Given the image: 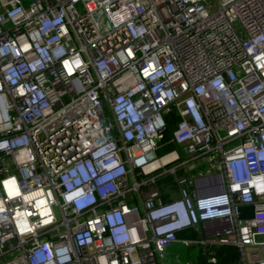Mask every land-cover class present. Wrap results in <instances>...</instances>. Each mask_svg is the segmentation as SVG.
I'll return each instance as SVG.
<instances>
[{"label":"built area","instance_id":"2783aa9c","mask_svg":"<svg viewBox=\"0 0 264 264\" xmlns=\"http://www.w3.org/2000/svg\"><path fill=\"white\" fill-rule=\"evenodd\" d=\"M178 244L264 264V0H0V264Z\"/></svg>","mask_w":264,"mask_h":264},{"label":"rangeland","instance_id":"374dc122","mask_svg":"<svg viewBox=\"0 0 264 264\" xmlns=\"http://www.w3.org/2000/svg\"><path fill=\"white\" fill-rule=\"evenodd\" d=\"M166 120L167 121L172 120L175 124L177 122V119L175 117H173V115L166 116ZM162 153H164V152H160V154H162ZM197 166L198 167L195 170H193L189 173H187L185 169L180 170L178 172V177H183V176L197 177L198 176V178L200 177L198 185L204 184L206 182V180L212 179V178L221 181V178L218 174L215 175V174H213V172H211V175H209V173L207 171V169H208L207 165L199 166V164L197 163ZM173 183H175L174 178L172 176H168V177L163 178L159 182V185L162 188L163 185H172ZM224 183L226 186L228 185L226 180H224ZM174 196H177V192L174 193ZM164 200L166 201L167 199H164ZM221 227L215 229V232L219 231V230L220 231L224 230V226H221ZM208 233L211 234V232H208ZM179 237L184 238V239L199 240V233H195L193 231H187V232L179 234ZM168 253H169V255H168V258L166 261L170 260V261H172V264H177L174 261L176 259V257L179 258L180 264H186L187 262H189L191 264H200L201 249L198 247L187 248L181 244H178L174 248H172ZM248 264H251V263H248Z\"/></svg>","mask_w":264,"mask_h":264},{"label":"trees","instance_id":"16d2710c","mask_svg":"<svg viewBox=\"0 0 264 264\" xmlns=\"http://www.w3.org/2000/svg\"><path fill=\"white\" fill-rule=\"evenodd\" d=\"M167 133L165 141L171 139L175 123L170 120L168 121ZM174 145L168 146V150H173ZM215 255L214 261L205 258L201 254L200 264H241L240 251L237 247L233 246H215L213 248Z\"/></svg>","mask_w":264,"mask_h":264},{"label":"bare ground","instance_id":"6f19581e","mask_svg":"<svg viewBox=\"0 0 264 264\" xmlns=\"http://www.w3.org/2000/svg\"><path fill=\"white\" fill-rule=\"evenodd\" d=\"M222 186H223V182L222 181H218V180L214 179V180H210L208 182V186H206L204 189H207V190L214 189V191L218 192V191H220L222 189ZM218 218H214L215 221L212 223L213 225H217V227L219 225H221L219 223L220 221H218ZM210 220H213V219H210ZM217 227H215V228H217ZM209 230H211V229H209Z\"/></svg>","mask_w":264,"mask_h":264},{"label":"water","instance_id":"95a60500","mask_svg":"<svg viewBox=\"0 0 264 264\" xmlns=\"http://www.w3.org/2000/svg\"><path fill=\"white\" fill-rule=\"evenodd\" d=\"M239 217L242 220L251 219L254 216V206H241L238 209Z\"/></svg>","mask_w":264,"mask_h":264}]
</instances>
